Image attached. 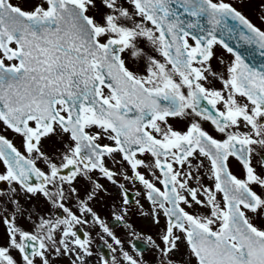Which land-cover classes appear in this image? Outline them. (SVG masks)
Wrapping results in <instances>:
<instances>
[{
  "label": "snow or ice",
  "instance_id": "1",
  "mask_svg": "<svg viewBox=\"0 0 264 264\" xmlns=\"http://www.w3.org/2000/svg\"><path fill=\"white\" fill-rule=\"evenodd\" d=\"M23 3L0 0V125L23 148L0 134V264H89L91 240L77 227L88 215L120 245L89 206L105 191L100 178L117 182L108 160L126 163L132 176L124 178L146 189L153 223L164 218L159 243L147 237L159 264H185L181 240L195 264H264V226L256 223L264 218V30L230 0ZM225 37L255 48L259 65ZM216 46L233 57L219 58L223 71L212 65ZM21 195L42 196L56 213H35L31 230L21 227L17 217L33 215ZM70 198L80 215L66 206ZM195 206L207 214L189 211ZM120 255L99 264H143Z\"/></svg>",
  "mask_w": 264,
  "mask_h": 264
},
{
  "label": "rangeland",
  "instance_id": "2",
  "mask_svg": "<svg viewBox=\"0 0 264 264\" xmlns=\"http://www.w3.org/2000/svg\"><path fill=\"white\" fill-rule=\"evenodd\" d=\"M234 4L235 7L238 8L254 25L260 27L264 30V11L261 10V6L264 5V0H230ZM99 8V5H98ZM103 11V9H100ZM216 50H219L217 47ZM155 54V53H153ZM216 54V59H213L212 64L213 67L217 70L223 71V65L220 64L219 58H222L225 63L230 62L232 59L229 56H225L224 54H220L218 52ZM217 66V67H216ZM182 123V121H180ZM45 150L51 152L52 151V143L50 141H45ZM145 157V156H143ZM43 167V165H40ZM146 170V171H145ZM143 172L139 169V171L142 174L145 175H151L148 169H145ZM116 179L119 181L115 184L106 182L104 180L100 179V183L104 186L105 191L101 192L93 201L90 202L89 206L93 209V211L96 213V215L99 216V218L108 226L110 231L114 234V236L121 241L120 245H116L114 241L107 236L106 233L103 232L102 228L93 222L91 215H88L85 217L88 220L87 224H84L86 229L87 227L97 234V237H94V239H97L105 243L107 241V244H111L113 248L116 249L115 252L110 250V257L109 261H111V258L115 256L117 260H122V256L120 255L121 249L123 251H128L130 255H133L135 258L140 259L143 261V264H159V258L158 253L156 252L155 248L151 245L150 242V251L143 252L141 254H138L136 250H134L129 242V238L132 236H138L142 237L147 240V237H152L153 240H155L157 243L158 236L160 234V231L164 225L163 223V216L160 218V224H154L152 221V217L149 214L152 209L151 202H149L145 197V190L144 187L135 180H128L125 179V175L131 176L129 173L121 171L118 172ZM127 173V174H126ZM129 174V175H128ZM95 176V175H94ZM86 181L83 178H80L78 182L76 183V187L80 190L81 196L84 195V189L86 187ZM125 185L129 187L130 189L135 191V197L133 203H128L127 205L123 204V198L122 193L120 192V186ZM37 199H41L44 201V204H41L40 202H35L34 208V219L36 220L35 213H39L41 215H50L55 214V209L51 208V205L47 203L44 198L41 196H37ZM20 203L22 205V198H20ZM46 207H45V206ZM66 206L70 207L77 215H80V213L77 210L76 202L74 198H70L66 202ZM25 208L28 209V207ZM189 211H195L199 214H207L205 209L199 208L198 206H195L194 209H189ZM45 212V213H44ZM44 213V214H43ZM115 215H119L122 217L128 218L126 223L122 224L123 226H114L110 227L107 222V217H112ZM129 221V222H128ZM256 223L258 225L264 226V218H259L256 220ZM87 226V227H86ZM4 234V226L0 224V237H2ZM94 235V234H93ZM6 239V238H5ZM91 240V250L93 252L92 260L88 261L89 264H99V258L102 256L98 250H94L93 245V239L89 238ZM96 241V240H95ZM180 244V252L179 256L183 257V260L185 264H195L194 260L189 261V257L186 255L187 253V245L186 242L181 240L179 242ZM16 255V253H13ZM17 259H19L17 255ZM106 259V258H105ZM56 264H69V258L64 257L61 259H58L56 261Z\"/></svg>",
  "mask_w": 264,
  "mask_h": 264
},
{
  "label": "flooded vegetation",
  "instance_id": "3",
  "mask_svg": "<svg viewBox=\"0 0 264 264\" xmlns=\"http://www.w3.org/2000/svg\"><path fill=\"white\" fill-rule=\"evenodd\" d=\"M14 2H16V0H14ZM20 2L21 3H23V0H20ZM23 6L27 9L28 7H30V5L28 4V3H23ZM219 48V50H216V48ZM216 48H215V53L216 52H218V53H220V54H224L225 56L227 55V56H229L231 59H233V57L231 56V54H229L226 50H224L223 48H221L220 46H216ZM213 65V64H212ZM130 67L132 66L131 64L129 65ZM217 67V66H216ZM214 86L215 87H220V84H219V82L218 81H216V82H214ZM172 125H173V127H175V128H177L178 130H182V129H184L185 127H186V122H183L182 121V123H180V121H178V120H170L169 121ZM204 127L208 130V131H210V132H212V128H211V125L209 124V123H207V122H205L204 123ZM0 134H3V135H5L9 140H11L13 143H14V145L17 147V148H19L21 151H23V148L21 147V139L18 137V136H16L15 134H13L10 130H4V128H3V126L2 125H0ZM212 134L213 135H217L215 132H212ZM217 138H220L219 136H217ZM102 143H110L109 141H107V140H103V141H101ZM145 157H143V156H140V157H138V158H140V159H143V160H145V162L146 163H151V160H152V158L150 157V156H148V155H144ZM116 159L118 160L119 159V156H117L116 157ZM106 163H107V166L110 168V169H112L113 171H115V172H121V171H124V172H127V173H129L131 176H132V171H131V169L129 168V166L126 164V163H124L123 164V166L121 167V165H119V164H116L114 161H111V160H108V161H106ZM231 170H232V172L235 174V175H237L238 177H242V170H241V167H240V165L235 161V160H232L231 161ZM140 169H142V170H145L146 168H140ZM3 169H2V166H0V171H2ZM146 171V170H145ZM126 173V174H127ZM128 174V175H129ZM94 175L95 176H98L99 174L98 173H94ZM157 175H159V173L157 172ZM117 177V176H116ZM116 177H115V179H116ZM146 178L147 179H149V180H152L153 179V177L151 176V175H146ZM101 180H104V181H108L107 179H105V178H100ZM116 181H117V183L119 182L117 179H116ZM136 181V180H135ZM139 182V181H138ZM205 183H210L209 181H207V179L205 178ZM142 185V184H141ZM125 186V185H124ZM143 186V185H142ZM156 186L157 187H161V189H162V186L157 182L156 183ZM123 188V187H122ZM0 189H4V190H6L7 189V185H5V184H0ZM41 197V196H40ZM20 198H22V205L25 207V205H26V207H28V209L29 210H31L32 212H33V215H32V218H31V220H29L27 217H17V222H18V224L21 226V227H23V228H25V229H27V230H31V227H32V221H35V219H34V208H35V202H36V200H37V196L36 197H32V198H28V197H26V196H24V195H21V196H19L18 197V199L20 200ZM45 213V212H44ZM43 213V214H44Z\"/></svg>",
  "mask_w": 264,
  "mask_h": 264
},
{
  "label": "water",
  "instance_id": "4",
  "mask_svg": "<svg viewBox=\"0 0 264 264\" xmlns=\"http://www.w3.org/2000/svg\"><path fill=\"white\" fill-rule=\"evenodd\" d=\"M225 39L227 40V42L238 52H240L248 62L250 63H256L257 65H259V63L261 62V57L259 56L258 51H256L255 48L253 47H249L248 45H245L242 41H239L236 38H232V39H228L227 37H225ZM251 53L255 54V60L252 59V56L250 55ZM80 234V232H79ZM132 244L135 245V247H141L142 244L139 243L137 241V239H133ZM103 250V249H102ZM104 252V250H103Z\"/></svg>",
  "mask_w": 264,
  "mask_h": 264
},
{
  "label": "bare ground",
  "instance_id": "5",
  "mask_svg": "<svg viewBox=\"0 0 264 264\" xmlns=\"http://www.w3.org/2000/svg\"><path fill=\"white\" fill-rule=\"evenodd\" d=\"M88 259V261H90V260H92V258L90 257V258H87Z\"/></svg>",
  "mask_w": 264,
  "mask_h": 264
}]
</instances>
